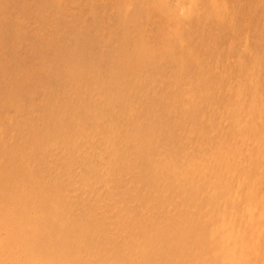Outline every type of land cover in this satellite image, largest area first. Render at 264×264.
<instances>
[{
  "label": "rangeland",
  "instance_id": "rangeland-1",
  "mask_svg": "<svg viewBox=\"0 0 264 264\" xmlns=\"http://www.w3.org/2000/svg\"><path fill=\"white\" fill-rule=\"evenodd\" d=\"M139 78L141 80H139ZM147 85L148 87H146ZM141 86L144 87L142 88ZM140 87L141 90H138ZM143 89L145 92H143ZM135 90H138L140 93H136L137 91L134 93ZM98 95H101L102 97ZM102 100L104 102H102ZM234 100L235 103L233 102ZM133 103L136 104L133 105ZM125 105H128L129 107H126ZM122 108H125V110ZM127 108L130 110L127 111ZM132 108L134 109V112ZM94 109L96 110L94 111ZM227 112H229V114ZM105 118L106 120L108 119V123L107 121L105 123ZM219 119H221V123L218 122ZM255 119L259 121L257 122ZM254 120L256 121L255 123ZM230 122L231 124H229ZM108 124L111 126H108ZM121 124H124V127ZM262 124L263 126H261ZM129 125H131V127ZM230 125L233 129L227 128V126L230 127ZM239 127H243V129L240 130ZM124 129L127 132H125L126 134L123 131ZM224 129L227 131L225 130L224 132ZM114 131L115 133H113ZM106 133L108 135H106ZM134 134H137L138 137L134 136L135 138H133ZM109 135L110 137H108ZM120 135L124 136V141L122 140L123 136L120 138ZM213 135L216 136L214 137L217 141L214 139ZM224 135H227V139L226 137L224 138ZM100 136H105V138L107 137L108 139ZM234 136H237L239 139ZM129 137L135 143L131 140L129 141ZM222 138L225 139V141L222 140ZM110 139L113 140L112 145L110 144L109 147L108 143H111L109 142ZM219 141L225 144H219ZM125 142L127 143V148L122 147L125 145ZM136 142L140 145L138 146ZM58 143H60L61 146ZM98 144H104L109 154H116V157L120 154L121 156L119 155L117 157L120 158L119 161L117 162V160H115L117 158L114 155L113 157L115 159L111 157V155L107 156L108 153L105 154V156H98L96 154V147L99 146ZM117 144L118 146H116ZM246 144L248 146H246ZM75 145L78 147L76 155L74 154L77 149ZM235 145L238 147L233 149L235 148ZM243 145L245 147L244 149ZM113 146L118 153L116 150L114 151L112 148ZM132 146H134L135 151ZM227 146L230 148L225 152ZM139 147L141 151L138 150ZM111 149L113 151H111ZM121 149L124 152H126L125 149L129 150L124 154L125 156L129 155L131 152V154H134V152H136V154L133 156H127L130 157L128 158L130 160L129 162L126 161L127 159H124L125 156L121 154V152L119 153ZM231 149L234 150L236 155ZM51 151L55 152L52 153ZM84 151L85 154L87 153L86 156H84ZM47 152L48 156L46 154ZM60 152L61 154L59 155ZM137 152L140 154L137 155ZM245 152L247 153V156L244 154ZM196 153L198 158L194 156ZM54 154H58L59 156ZM252 154L255 156H252ZM14 155L16 157H13ZM190 155L191 157H194L191 158ZM96 156H98L102 162L105 160L107 161L108 159L111 161H109L110 163L108 161V163L105 162L107 166L105 165L104 168V162L103 164L101 162V165L98 164V161L100 163V159L97 160L96 158L98 157ZM223 156H226V158L228 156L231 161L227 158L226 160L228 163H226L225 157ZM200 157L203 158V160L199 159ZM166 158H168V161ZM185 158L186 160L184 161L183 159ZM188 158L189 160H187ZM238 158L244 160L241 162ZM169 159L175 161L166 163V161L169 162ZM233 159L235 161L238 160L237 162L241 164V167H239V164L236 165L237 162ZM121 160H123V164L127 165L121 166L122 163L118 165ZM156 160L157 162L155 165L154 163ZM82 161L83 163H88L87 165H89V168L84 167L85 164L82 165ZM213 161L215 163H213ZM172 162L173 164L175 162L176 164H184V167L180 164L177 166L176 164L173 165ZM194 162L195 164H191ZM209 162L216 164L217 166L219 165L218 168L216 165L214 166ZM78 163L79 165L77 166L76 164ZM93 163L95 166L100 165L97 166V168L99 167L97 169V172L99 171V173L101 170L109 171L110 164L112 165V167H110L113 169L114 163L115 172L113 170H111V172L113 171L115 175L112 173V176L116 177L119 170V173L127 172V177L124 176L125 174H122L121 178H119L120 174L118 173V177H116L117 180L110 176V179H112L110 182L113 185H111V183L107 184V186L111 185L110 187H112H109V191H107V186H104L105 190L101 188L100 192L98 190L97 192L95 191L97 196L106 191L110 193L107 195L104 194L103 200L100 202L99 200L102 199V195L97 197L95 193V195L89 193V188L90 192L94 191L92 190L94 187H91L90 183L93 181L92 183L98 184L99 181L104 180L103 177H105L106 174L111 175V172L106 173L103 171L106 173L105 175L101 172L102 177L100 176V180L99 175L101 173L98 175L99 178H97L96 174L98 173L95 171L96 167ZM116 163H118V167L116 166ZM128 163H130V165ZM163 163L167 167H163ZM189 163L190 165H188ZM196 163H200L201 165L198 164V166ZM219 163H221V165ZM249 164L251 167H249ZM47 165L50 166L47 167ZM200 166H202V168ZM73 167H75L76 170ZM158 167V170H160V167L163 168L161 169L160 174L165 172V174H161V177L157 170ZM188 167H190V169ZM219 167H223V176L222 174L220 175L216 173ZM69 168H72L70 169V172ZM257 168L260 169V171ZM171 169L177 171L173 172ZM73 170L74 172L77 171L75 173L77 176L81 177L83 174L86 177H79V179L73 174ZM91 170L94 171L89 172ZM257 170L261 177H257L259 175ZM78 171L81 172V175ZM178 171H182V173H177ZM202 171L206 174L202 173ZM209 171L210 173L212 172V175L207 174ZM12 172H14L15 175H12ZM65 172L67 175H65ZM168 172L170 173L168 174ZM88 173L92 177L88 175ZM91 173H93V175ZM231 173L235 176L233 175L231 177ZM55 174L57 176H55ZM60 174H62V176H60ZM71 174L74 175L75 182L81 184L80 186L76 183V186L82 190H79L76 187V193L71 191V193L74 194L70 200L63 197V194H66L65 191H67V187H69V184H66L64 179L67 176L72 177ZM192 174H195V177L192 176ZM226 174L227 178L229 174L230 179L226 178ZM42 175L43 179L41 178ZM47 175H49L47 178L52 177L51 181L50 179H47L48 181L46 180L45 176ZM199 175L202 176L199 177ZM26 176H29V178L27 179ZM63 176L66 177L64 178ZM179 176L182 179H180ZM186 176L188 177L186 178ZM241 176L242 178L244 177V179H242ZM39 177L40 180L36 182V179H39ZM53 177H56L57 179L55 180ZM84 178H87L88 180ZM123 178L128 179L127 183L129 182V184L125 183L126 180ZM156 178L160 180H157ZM14 179H16V182L17 179L26 181L28 183H26V187H30V185L31 187H36V185L38 186L39 181L40 183L43 182L44 196H41L39 202L38 198L37 201L34 202L35 205L33 210L36 212L38 211L37 213H39V211L40 213L46 211L48 214L52 215L54 210H57L56 212L58 214L56 212L54 213L59 215L57 217L61 219L65 213L70 211V215H74L72 218H76L73 220L76 222L83 220L84 223L82 221L80 222V225H83L84 229L93 230V233L91 232L92 238H90L89 235H86L85 232H83L84 229L78 227L79 225L74 230V232L78 234V240L82 242L84 248L87 247L86 241H88L89 247L90 242L93 243L97 240V247L94 250V253L98 252V254L95 253L94 255L93 253L94 259L91 258L88 260L87 264H89V262L90 264H117V262L118 264H139V259L140 261L142 260L141 262L144 264L145 261L146 263L149 261L148 259L150 257H153L152 254L157 255V250L159 248L156 249V247L158 246L157 243L161 244L160 241H164L162 243L166 244V247H164L166 249L163 248V246H165L164 244H161L163 245L162 247L159 245L163 251L165 250L162 252V250L159 249L161 250L159 255L162 254L163 256L164 254L169 253L171 251L169 247L172 243H169L170 245L168 244L169 247H167L168 241L165 239L166 237H172V240L174 236L176 237L177 235L178 236L174 238L176 241L174 239L172 240L176 245H171L173 250L169 253L174 256L172 258L173 262L170 259L171 255H164L165 257L169 256L167 259L164 256L163 258H160L162 257L160 256L158 257L159 260H157V256H154L155 262H161V260L164 259V262H159L157 264H264V0H0V191L2 192L0 198L4 195L3 192L12 190L13 187L17 186ZM93 179H96L98 182ZM214 179L215 183L213 182ZM33 180L36 181L34 182ZM79 180L88 181L89 184L88 182H86L87 184H84L82 181L85 185L82 186L83 184L80 183L81 181ZM130 180L131 182H134V186L130 183ZM192 180L194 182L197 180V184L195 182L194 185ZM208 180H210V182ZM157 181L159 183L161 182L160 185L159 183H156ZM162 181L164 184L160 187ZM252 181H254L255 185ZM47 182H49V185ZM53 182L56 183L54 184ZM13 183H15V185ZM124 183L126 185H124ZM186 183H188V186L186 185L187 192L183 189L186 187L184 186ZM9 184L12 187H10ZM191 184L194 186H189ZM253 185L255 188H253ZM45 186L53 190L48 189ZM92 186H96V184H92ZM83 187L86 189L85 192L83 191ZM126 187H128V191L126 189V191L123 190ZM113 188L117 189L114 191ZM194 188L197 191L204 188V191L206 189L211 190L210 192L212 193L210 194L212 197H210L208 193L207 198L204 196L203 202L202 196H198L197 202H199V204L197 205L196 200L194 199V201L190 197L191 195H195V198H197L198 192L193 190ZM245 189L250 192L248 191V193H246L247 191H244ZM118 190H121L120 193ZM152 190L157 191H154V193ZM36 191L39 193V190ZM213 191L216 192L215 194H217V198L213 196ZM233 191H235L236 194ZM54 193L57 198H55L56 196ZM118 193L120 195L117 198L115 195ZM168 193L169 197L172 199L167 197ZM173 193L175 198L172 195ZM181 193H190V196L188 195V197L186 195V198L184 197L183 199V194L180 195ZM226 193L229 195L225 196ZM233 193L234 195H237L240 200L234 197ZM80 194L81 198L79 196ZM84 195L86 196L83 197ZM177 195L182 196V199H179L180 196L178 197ZM52 196L55 198L56 204H59L56 205V207L49 206L48 204L44 205V201L47 197L48 199H54ZM176 196L178 198H176ZM229 196L232 197L231 199L233 203L230 202L231 199H229L230 201L227 203ZM104 197L105 200L110 198L109 201H105ZM93 198L97 201H93ZM113 198H115V200ZM187 198L190 199V201H188ZM234 198L237 199L235 202ZM73 199H75V201ZM111 199L114 201L112 200V202ZM120 199L121 201H117ZM86 200L88 202H86ZM123 200L125 203L122 202ZM163 200L168 203H165V205L161 204ZM205 200L208 202L210 201V204L208 205L207 202L205 204ZM65 201L66 204H68V208L65 206ZM89 201L91 203H89ZM104 201L109 205H106ZM165 201H163V203ZM182 201H188V203H182ZM212 201H215L216 204ZM73 202H75V205ZM96 202L99 203L97 204ZM116 202H118V204L120 202V206L118 205L120 208L115 205L117 204ZM170 202L171 204H175L170 205ZM211 203H214L215 205H211ZM110 204L115 205V207L113 206L114 209ZM126 204L130 206L128 207ZM182 204L186 205L185 211H183ZM201 204L204 205L202 208ZM223 204L225 205L223 206ZM93 205L97 206V208ZM244 205H250L251 208L254 206V216L251 221L246 217L247 215L244 211L246 206ZM105 206L106 208H103ZM208 206H210V208ZM211 206H213L214 209H212L213 212L210 211L211 213H209L207 210L211 209ZM175 207L179 208V210ZM204 207L207 209L205 212ZM50 208H52V210ZM58 208L60 210H58ZM107 208H110L112 212ZM162 209L166 215L161 213ZM198 209L203 212V215L205 213L207 216L209 213L210 216H208H212V220L208 216L207 218H205V215L203 217L201 213L200 217H196L199 215ZM228 209L233 213L232 218H230L231 213ZM75 210L77 212H75ZM120 210H123L124 212ZM187 210L189 211V216L185 213ZM193 210L197 211L198 213L196 212V214L198 215L195 216V211ZM221 210H224L225 213ZM177 211H180L181 214ZM97 212L102 213L96 214ZM121 212L123 213L121 214ZM191 212L193 213L191 214ZM258 212L259 215H257ZM220 213L221 216L224 214V217L222 216L221 218ZM173 214L176 215L177 218ZM102 215L104 216V219H102ZM107 215L114 216L113 218L111 217L113 222L109 219V216L107 218ZM120 215L126 217L123 216V218ZM184 215L189 218H185ZM255 215L258 217L256 218ZM260 215H262L263 218H259ZM156 216L159 217L160 220L162 219V216H166L162 219V221L165 222L169 220L171 222L172 219H176L179 223L178 225L184 231H186L184 228H186L185 226H187L189 222H192L193 224L195 221L197 224L195 222L194 225L189 224L191 226V231L188 226V230L184 234L180 228L178 229V225L176 224L177 221L174 222L172 220V224L168 222V225L166 224L165 226V224L163 225V222L160 224V221L157 220L158 218ZM167 216L173 217L171 219H166L168 218ZM105 217L107 219H105ZM128 217L131 218V220L135 219V223L130 219H126ZM191 217L195 218L191 219ZM115 218L121 223L119 224V221L114 220ZM198 218L201 219L198 220ZM202 218L206 220L208 219L207 221L210 219V224ZM228 218L230 222L228 221ZM124 219L130 221L128 222ZM146 219L148 220L146 221ZM186 219H188V222H185L184 224L187 225H183L182 220L185 221ZM109 220L111 223H109ZM153 220H155V222ZM201 220H203L202 223H200ZM103 221L105 222L103 223ZM112 223H115L114 225L116 227L111 225ZM107 224L110 225L107 226ZM121 224L123 226L126 224V226H121V229L119 227ZM225 224V227L227 228H229V225L230 227L234 226V228H231L233 229L232 232H235L233 233V239L236 238L235 234L238 232V238L234 239V242L236 243L230 250H227L228 248L225 249L227 247H225V242L221 244L226 238L221 237V234H219L222 229L225 228ZM169 225H172V230ZM220 225H222V229H220ZM197 226L198 228H201L202 231L201 229L195 228ZM213 226L216 227L213 228ZM175 227L177 228L173 229ZM236 227H238V230H236ZM161 228H164V231L166 229V231L163 232ZM204 228H207L208 231ZM102 229H104V231ZM117 229H119V232H124L118 234ZM109 230L116 231L115 233L120 236H116L115 233L113 234ZM188 231L190 232L189 235L187 234ZM210 235L212 236V239L210 238ZM217 235L220 237H217ZM106 236L109 237L106 238ZM186 236L188 237L185 238ZM81 238H83V241ZM181 238L182 241L183 239L185 240L179 243ZM100 240H102L103 243ZM133 240L137 245L131 242ZM171 240L169 242H172ZM193 240H195V242H192ZM204 240L207 241L205 242ZM240 240L244 241V243L242 242V245H239L241 242ZM177 241H179L178 243L180 244V247L182 246L181 248L179 247V244H177ZM151 242L153 243L151 244ZM57 243H53L51 246L47 243L50 247H48V250L47 248L45 249V247L35 248V250L39 249V253L41 254L46 252V255H50L58 261H69L72 264L83 263L84 259L81 260L77 258L78 256L82 258V246L79 248L75 245L76 247H74L66 241V246H64L65 243L63 240L61 241V238H59ZM140 243L143 244L142 246H145V248H143ZM190 243L193 246H190ZM104 244H106V246ZM109 244L112 247H110ZM132 245L135 246L133 247ZM69 246H72V249H74L75 252L77 251L75 254L78 255L79 252L77 257H68L65 250L68 251ZM151 246L153 249H151ZM175 246L178 248H175ZM65 247L67 249H65ZM117 247L119 248L117 249ZM130 247H136V249L133 250ZM218 247L220 248L217 249ZM60 248L63 249L60 250ZM108 248H111L112 250ZM182 248H184L185 251L184 249L182 251ZM121 249L126 250L122 252ZM167 249L170 251H167ZM174 249L178 250V254L175 253L177 251ZM41 250L43 252H41ZM147 250L149 251V256ZM210 250H212V252ZM214 250L216 251L213 252ZM107 251H109V253H105ZM112 251H115L116 253ZM118 251H121L122 254L124 253V256L121 254L118 256ZM48 252H50V254ZM61 253L63 255H61ZM128 253H131L135 258H133L131 254L129 258ZM140 253L141 255H146V260H144V255L143 258L142 256L140 258ZM229 253L232 257L234 255L235 260L234 258L231 259L232 257L230 255L231 258L228 257ZM125 254H127L126 257ZM220 254L223 256L225 254V256L221 257ZM178 255H180L178 257L179 259L177 258ZM108 257L113 261L109 262V259H107ZM96 258L99 260L101 259L102 262L100 260L101 263H98L99 260L98 262L95 261ZM113 258L116 260L114 261ZM229 258L230 260H228ZM75 260L78 262L75 263ZM127 261L128 263H126ZM155 262L153 263L152 260L151 263L148 262L147 264H156ZM0 264L3 263L1 262ZM7 264H12V262H7Z\"/></svg>",
  "mask_w": 264,
  "mask_h": 264
},
{
  "label": "bare ground",
  "instance_id": "bare-ground-1",
  "mask_svg": "<svg viewBox=\"0 0 264 264\" xmlns=\"http://www.w3.org/2000/svg\"><path fill=\"white\" fill-rule=\"evenodd\" d=\"M153 1H154V0H153ZM202 1H203V0H202ZM186 5H187V4H186ZM182 7H183V6H182ZM210 7H211V6H210ZM176 9H178V8H176ZM182 10H183V9H182ZM86 12H87V11H86ZM162 15H164V14H162ZM166 17H167V16H166ZM167 18H169V17H167ZM170 18H171V17H170ZM174 18H175V17H174ZM172 27H173V26H172ZM176 27H177V26H176ZM164 28H165V27H164ZM163 31H164V30H163ZM160 32H161V31H160ZM21 33H22V32H21ZM162 33H163V32H162ZM167 34H168V33H167ZM55 35H56V34H55ZM15 36H16V35H15ZM162 38H163V37H162ZM172 38H173V36H172ZM170 43H171V42H170ZM145 44H146V43H145ZM181 47H182V46H181ZM168 48H169V47H168ZM142 50H143V49H142ZM166 50H167V49H166ZM168 50H169V49H168ZM72 63H73V62H72ZM57 73H58V72H57ZM137 75H138V74H137ZM145 75H146V74H145ZM140 76H141V74H140ZM141 77H142V76H141ZM149 78H150V77H149ZM139 80H141V79L139 78ZM16 81H17V80H16ZM151 81H153V80H151ZM142 84H143V83H142ZM247 84H248V83H247ZM246 86H247V85H246ZM141 87L143 88L144 86H141ZM141 87H140V89H138V90H141ZM146 87H148V85H147ZM138 90H135L134 93H135L136 91H137L136 93H138V92H139ZM151 90H152V89H151ZM97 92H98V91H97ZM122 92H123V91H122ZM143 92H145L144 89H143ZM102 93H103V92H102ZM102 93H101V94H102ZM139 93H140V92H139ZM141 94H142V92H141ZM105 95H107V94H105ZM98 96H101V95H98ZM108 96H109V95H108ZM101 97H102V96H101ZM146 97H147V95H146ZM94 98H95V97H94ZM105 98H106V97H105ZM144 98H145V97H144ZM147 98H148V97H147ZM107 99H108V98H107ZM140 100H141V95H140ZM143 101H145V100H143ZM102 102H104V101L102 100ZM233 102L235 103V100H234ZM243 103H244V102H243ZM87 104H88V103H87ZM90 104H91V103H90ZM92 104H93V103H92ZM99 104H100V103H99ZM99 104H98V105H99ZM135 104H136V103H133V105H135ZM83 105H84V104H83ZM85 105H86V104H85ZM88 105H89V104H88ZM95 105H96V104H95ZM128 105H129V104H128ZM128 105H127V106H128ZM242 105H243V104H242ZM106 106H107V105H106ZM125 106H126V105H125ZM125 106H124V107H125ZM127 106H126V107H127ZM84 107H85V106H84ZM108 107H109V106H108ZM126 107H125V108H126ZM128 107H129V106H128ZM138 107H139V106H138ZM88 108H89V107H88ZM106 108H107V107H106ZM106 108H105V109H106ZM109 108H110V107H109ZM125 108H122V109L125 110ZM130 108H131V107H130ZM59 109H60V108H59ZM100 109H101V108H100ZM132 109H133V108H132ZM132 109H131V110H132ZM44 110H45V109H44ZM95 110H96V109H94V111H95ZM111 110H112V109H111ZM128 110H130V109L127 108V111H128ZM20 111H21V110H20ZM99 111H100V110H99ZM109 111H110V110H109ZM120 111H121V110H120ZM103 112H105V111H103ZM103 112H102V113H103ZM133 112H134V109H133ZM255 112H256V111H255ZM106 113H107V112H106ZM227 113L229 114V112H227ZM238 113H239V112H238ZM238 113H237V114H238ZM11 114H12V113H11ZM112 114H113V113H112ZM129 114H130V113H129ZM149 114H150V113H149ZM233 114H234V113H233ZM255 114H256V113H255ZM107 115H108V114H107ZM107 115H105V116H107ZM125 115H126V114H125ZM243 117H244V116H243ZM248 117H250V116H248ZM230 118H231V117H230ZM234 118H235V117H234ZM238 118H240V117H238ZM4 119H5V118H4ZM200 119H201V118H200ZM248 119H249V118H248ZM104 120H105V123H106V121H107L108 119L106 120V118H105ZM220 120H221V119H219L218 122L221 123L222 121H220ZM239 120H240V119H239ZM246 120H247V119H246ZM255 120H256V119H255ZM255 120H254V123L257 121V120L255 121ZM102 121H103V119H102ZM248 121H250V120H248ZM248 121H247V122H248ZM258 121H259V120H258ZM258 121H257V122H258ZM103 122H104V121H103ZM245 122H246V121H245ZM107 123H108V121H107ZM224 123H225V122H224ZM254 123H253V124H254ZM229 124H231V122H230ZM105 125H106V124H105ZM121 125H122V124H121ZM223 125H224V124H223ZM225 125H227V124H225ZM237 125H238V124H237ZM108 126H111V125L108 124ZM122 126L124 127V124H123ZM127 126H128V125H127ZM129 126L131 127V125H129ZM241 126H242V125H241ZM261 126H263V124H262ZM102 127H103V125H102ZM130 127H129V128H130ZM105 128H106V127H105ZM125 128H127V127H125ZM227 128H231V125H230V127L227 126ZM234 128H235V127H234ZM239 128H240V127H239ZM127 129H128V128H127ZM133 129H134V128H133ZM148 129H149V128H148ZM210 129H211V128H210ZM210 129H209V130H210ZM215 129H216V128H215ZM221 129H222V127H221ZM231 129H233V128H231ZM241 129H243V127L240 128V130H241ZM244 129H245V128H244ZM253 129H254V128H253ZM118 130H119V129H118ZM118 130H117V131H118ZM225 130H226V129H224V132H225ZM236 130H237V129H236ZM123 131H124V133L126 132L125 129H124ZM128 131H129V130H128ZM133 131H134V130H133ZM217 131H218V130H217ZM226 131H227V130H226ZM259 131H260V130H259ZM224 132H222V133H224ZM237 132H239V131H237ZM90 133H91V132H90ZM90 133H89V134H90ZM110 133H111V132H110ZM113 133H115V131H114ZM116 133H117V132H116ZM122 133H123V132H122ZM124 133H123V134H124ZM126 133H127V132H126ZM126 133H125V134H126ZM209 133H210V131H209ZM214 133H215V131H214ZM220 133H221V132H220ZM239 133H240V132H239ZM100 134H101V133H100ZM100 134H97V135H100ZM125 134H124V135H125ZM227 134H228V132H227ZM106 135H108V134L106 133ZM111 135H112V134H111ZM127 135H128V134H127ZM131 135H132V134H131ZM206 135H207V134H206ZM211 135H212V134H211ZM211 135H209V136H211ZM262 135H263V134H262ZM73 136H74V135H73ZM90 136H91V135H90ZM122 136H123V135H122ZM122 136L120 135L119 137L121 138ZM134 136H137V134H136V135L134 134V135H133V138H135ZM214 136H215V135H213V137H214ZM226 136H227V135H226ZM226 136L224 135V138H225ZM76 137H77V136H76ZM76 137H75V138H76ZM91 137H92V136H91ZM91 137H89V138H91ZM94 137H95V136H94ZM100 137H103V136H100ZM108 137H110V135H109ZM125 137H127V136H125ZM137 137H138V136H137ZM137 137H136V138H137ZM207 137H208V136H207ZM215 137H216V136H215ZM215 137H214V139H215ZM234 137H237V136H234ZM256 137H257V136H256ZM77 138H78V137H77ZM82 138H83V136H82ZM85 138H86V137H85ZM98 138H99V137H98ZM103 138H105V136H104ZM103 138H102V139H103ZM106 138H107V137H106ZM106 138H105V139H106ZM116 138H117V136H116ZM120 138H119V139H120ZM122 138H123L122 140L124 141V136H123ZM237 138H238V137H237ZM83 139H84V138H83ZM99 139H100V138H99ZM102 139H101V140H102ZM107 139H108V138H107ZM128 139H129V141H130V140L132 141V139H130V137H129ZM212 139H213V138H212ZM218 139H219V137H218ZM226 139H227V137H226ZM228 139H229V136H228ZM230 139H231V138H230ZM238 139H239V138H238ZM248 139H249V138H248ZM248 139H247V140H248ZM81 140H82V139H81ZM93 140H94V139H93ZM96 140H97V139H96ZM96 140H95V141H96ZM112 140H113V139H110V141L107 140V141L111 142V143H108L109 147H110V144L112 145ZM122 140H121V142H122ZM125 140H126V138H125ZM133 140H134V139H133ZM135 140H136V139H135ZM215 140H216V139H215ZM222 140L225 141V139H223V138H222ZM222 140H221V141H222ZM236 140H237V139H236ZM236 140H235V141H236ZM243 140H244V139H243ZM97 141H98V140H97ZM103 141H104V139H103ZM118 141H119V140H118ZM126 141H127V140H126ZM216 141H217V140H216ZM216 141H215V142H216ZM221 141H219V144L222 143ZM227 141H228V140H227ZM244 141H246V140H244ZM250 141H251V140H250ZM250 141H249V142H250ZM77 142H78V141H77ZM88 142H89V141H88ZM88 142H87V143H88ZM113 142H114V141H113ZM127 142H128V141H127ZM132 142L135 143L134 141H132ZM132 142H131V143H132ZM215 142H214V143H215ZM230 142H231V141H230ZM85 143H86V142H85ZM94 143H95V142H94ZM94 143H93V144H94ZM119 143H120V142H119ZM226 143H227V142H226ZM231 143H232V142H231ZM239 143H240V142H239ZM254 143H255V142H254ZM38 144H39V143H38ZM58 144L60 145V143H58ZM104 144H106V143H104ZM104 144H103V145H102V144H98L99 146L96 147V152H97L96 154H97L98 156H99V155H100V156H103V155L105 156V154L108 153V150H107V148L105 147ZM113 144H114V143H113ZM126 144H127V143L125 142V145L122 146V147L125 148V147L127 146ZM136 144H137L138 146L140 145V144H138L137 142H136ZM215 144H216V143H215ZM219 144H218V145H219ZM222 144L224 145L225 143H222ZM233 144H235V143H233ZM233 144H232V145H233ZM242 144H243V143H242ZM248 144H250V143H248ZM77 145L80 146L79 144H77ZM216 145H217V144H216ZM27 146H28V144H27ZM60 146H61V145H60ZM60 146H59V147H60ZM116 146H118V144H117ZM134 146H135V145H134ZM134 146H132V147H133V149H134V151H135ZM228 146H229V145H228ZM228 146H227V148H225V149H226L225 152L227 151L228 148H230V147H228ZM246 146H248V145L246 144ZM15 147H16V146H15ZM64 147H65V146H64ZM64 147H63V148H64ZM75 147H76V145H75ZM80 147H82V146H80ZM80 147H79V148H80ZM136 147H137V146H136ZM195 147H196V146H195ZM236 147H238V146L235 145V148H233V149H236ZM252 147H253V146H252ZM252 147H251V148H252ZM52 148H53V147H52ZM57 148H58V147H57ZM63 148H62V149H63ZM76 148H77V149H76ZM76 148H75V149H76V150H75V153L73 152L75 155H76V151L78 150V147H76ZM91 148H92V147H91ZM112 148L114 149V151L116 150V149L114 148V146H113ZM116 148H117V147H116ZM126 148H127V147H126ZM191 148H192V147H191ZM220 148H221V147H220ZM220 148H219V149H220ZM241 148H242V145H241ZM244 148H245V147H244V145H243V149H244ZM262 148H263V147H262ZM54 149H55V148H54ZM92 149H93V148H92ZM233 149H231L232 152H234ZM2 150H3V149H2ZM59 150H60V148H59ZM64 150H65V149H64ZM79 150H80V149H79ZM125 150H126V152L129 151L128 149H125ZM136 150H137V149H136ZM138 150H140V147L138 148ZM48 151H49V150H48ZM65 151H66V150H65ZM111 151H113V150L111 149ZM140 151H141V150H140ZM140 151H139V152H140ZM197 151H198V150H197ZM219 151H222V150H219ZM229 151H230V150H229ZM245 151H246V150H245ZM10 152H11V150H10ZM51 152H52V151H51ZM51 152H49V153H51ZM53 152H55V151H53ZM53 152H52V153H53ZM56 152H57V151H56ZM71 152H72V151H71ZM90 152H91V151H90ZM92 152H93V151H92ZM98 152H99V153H98ZM116 152L118 153L117 150H116ZM120 152H121V154H123V155L126 153V152L122 151V149H121V151H119V153H120ZM122 152H124V153H122ZM139 152H137V155H139V154L141 153V152H140V153H139ZM216 152H217V151H216ZM81 153H82V152H81ZM83 153H84V156H86L87 153L85 154V151H84ZM131 153H132V152H131ZM131 153H130L129 155H132V156H133V155L136 154V152H134V154H131ZM198 153H199V152H198ZM212 153H213V152H212ZM259 153H260V152H259ZM46 154H47V156H48V152H47ZM60 154H61V152L59 153V155H60ZM63 154H64V153H63ZM96 154H95V155H96ZM234 154H235V152H234ZM244 154L246 155L247 153L245 152ZM257 154H258V152H257ZM54 155L59 156L58 154H54ZM65 155H66V154H65ZM90 155H91V154H90ZM92 155H93V154H92ZM95 155H94V156H95ZM110 155H111V157H113V155L116 157V154H113V155H112L111 153H110V154L108 153L107 156H110ZM119 155H120V154H119ZM119 155H117V157H118ZM129 155H127V156H129ZM223 155H225V154H223ZM227 155H228V154H227ZM235 155H236V154H235ZM241 155H242V154H241ZM18 156H19V155H18ZM49 156H50V155H49ZM51 156H52V155H51ZM84 156H83V159H84ZM98 156H96V157H98ZM120 156H121V155H120ZM124 156H125V155H124ZM127 156H125L124 159H127L126 161H129V162H130V160L128 159V158H130V157H127ZM163 156H164V155H163ZM194 156H196V158H198V157H197V153H196V155H194ZM194 156H192V157H194ZM198 156H199V155H198ZM228 156H229V155H228ZM228 156H227V158H228ZM246 156H247V155H246ZM252 156H255V155L252 154ZM256 156H258V155H256ZM8 157H9V156H8ZM13 157H16V156L14 155ZM13 157H12V159L14 160ZM52 157H53V156H52ZM54 157H55V156H54ZM78 157H79V156H78ZM117 157H116V158H117ZM126 157H127V158H126ZM134 157H135V156H134ZM186 157H188V156H186ZM190 157H191V155H190ZM192 157H191V158H192ZM223 157H225V160L227 159L226 156H223ZM229 157H230V156H229ZM233 157H234V156H233ZM243 157H244V156H243ZM19 158H20V157H19ZM48 158H50V157H48ZM58 158H59V157H58ZM58 158H57V159H58ZM90 158H91V156H90ZM90 158H89V159H90ZM101 158H102V157H101ZM105 158H106V157H105ZM105 158H103V159H105ZM107 158H109V157H107ZM113 158H114V157H113ZM113 158H111V159H113ZM122 158H123V157H122ZM135 158H136V157H135ZM154 158H155V157H154ZM156 158H157V157H156ZM196 158H195V159H196ZM219 158H220V156H219ZM244 158H246V157H244ZM255 158H256V157H255ZM259 158H260V157H259ZM59 159H60V158H59ZM59 159H58V160H59ZM86 159H87V158H86ZM93 159H94V158H93ZM96 159L98 160V159H100V158L98 157V158H96ZM114 159H115V158H114ZM119 159H120V158H117V159H115V160H117V162H118ZM166 159H167V161H168V158H166ZM170 159H171V158H170ZM170 159H169V162L166 161V163H170L171 161H173V159H172V160H170ZM199 159H202V160H203V158H201V157H200ZM216 159H217V157H216ZM17 160H18V159H17ZM115 160H114V162H115ZM163 160H164V159H163ZM183 160L185 161L186 158L183 159ZM187 160H189V158H188ZM193 160H194V159H193ZM193 160H192V161H193ZM205 160H206V159H205ZM205 160H204V162H205ZM218 160H219V159H218ZM222 160H223V159H222ZM222 160H221V161H222ZM228 160H230V158H228ZM233 160H234V159H233ZM238 160H241V162H242L244 159H242V158H241V159L238 158ZM238 160H236V161L234 160V161L237 162ZM247 160H248V159H247ZM258 160H259V159H258ZM261 160H262V159H261ZM1 161H2V160H1ZM18 161H19V160H18ZM21 161H23V160H21ZM79 161H80V160H79ZM79 161H78V162H79ZM85 161H86V160H85ZM88 161H90V160H88ZM107 161L109 162V161H111V160L108 159ZM107 161H106V160L103 161V162H104V164H103V162H102L101 159H100V163H99V161H98V164L101 165V162H102V164L104 165V168H105V165L107 166V164H106L105 162H107ZM122 161H123V160H121L119 164L116 163V166H117V164L120 165V164L122 163ZM158 161H160V160H158ZM164 161H165V160H164ZM174 161H175V160H174ZM174 161H173V162H174ZM178 161H179V159H178ZM207 161H209V160H207ZM230 161H231V160H230ZM249 161H250V158H249ZM30 162H31V161H30ZM48 162H51V161H48ZM52 162H53V161H52ZM108 162H107V163H108ZM156 162H157V160H156L155 163H154L155 165H156ZM173 162H172V164H173ZM180 162H181V161H180ZM211 162H212V161H211ZM211 162H209V163H211ZM75 163H77V162H75ZM81 163H82V165L85 164L84 167L89 168V165H87L88 163H86V162L83 163V161H82ZM109 163H110V162H109ZM112 163H113V162H112ZM158 163H159V162H158ZM161 163H162V162H161ZM181 163H182V162H181ZM184 163H185V162H184ZM206 163H207V162H206ZM206 163H205V164H206ZM213 163H215V162L213 161ZM216 163H218V162H216ZM221 163H222V162H221ZM221 163H219V164L221 165ZM226 163H228L227 160H226ZM230 163H231V162H230ZM232 163H233V161H232ZM244 163H245V162H244ZM244 163H243V164H244ZM31 164H32V163H31ZM73 164H74V163H73ZM128 164L130 165V163H128ZM159 164H160V163H159ZM175 164H176V162H175L173 165H175ZM179 164H180V163H179ZM179 164L177 163L176 166L179 165ZM185 164H186V163H185ZM191 164H195V162H194V163H191ZM196 164H197V163H196ZM198 164H200V163H198ZM198 164H197V165H198ZM211 164H212V163H211ZM211 164H208V165H211ZM237 164H239V162H237L236 165H237ZM243 164H242V165H243ZM246 164H247V163H246ZM246 164H245V165H246ZM76 165L78 166L79 163L76 164ZM82 165H80V166L83 167ZM86 165H87V166H86ZM91 165H92V164H91ZM93 165H94V163H93ZM93 165H92V166H93ZM100 165H97V166H100ZM108 165H109V164H108ZM124 165H125V164H123V163L121 164V166H124ZM126 165H127V164H126ZM126 165H125V166H126ZM160 165H161V164H160ZM163 165H164V163H163ZM180 165H182V164H180ZM183 165H184V164H183ZM183 165H182V166H183ZM188 165H190V163H189ZM200 165H201V164H200ZM206 165H207V164H206ZM212 165L215 166L216 164H212ZM234 165H235V164H234ZM234 165H233V167H234ZM239 165H240L239 167H241V164H239ZM49 166H50V165H49ZM49 166L47 165V167H49ZM74 166H75V165H74ZM94 166H95V165H94ZM94 166H93V168L95 169V167H96V170H95V171L97 172V169H98L99 167L97 168V166H95V167H94ZM110 166L112 167V165H111V164L109 165V168H110L109 171H108V170H107V171H106V170H103V171L106 172V173H108V172L110 173L111 170L114 171V169H115V163L113 164V166H114L113 169H112ZM168 166H169V165H168ZM170 166H171V165H170ZM182 166H181V167H182ZM186 166H187V164H186ZM192 166H193V165H192ZM198 166H199V165H198ZM218 166H219V165H218ZM218 166L216 165L217 168H218ZM243 166H244V165H243ZM243 166H242V168H243ZM247 166H248V165H247ZM52 167H53V166H52ZM75 167H76V166H75ZM75 167H73V168L76 170ZM117 167H118V166H117ZM133 167H134V166H133ZM163 167H167V166L164 165ZM183 167H184V166H183ZM200 167L202 168V166H200ZM210 167H211V166H210ZM216 167H215V168H216ZM235 167H238V166H235ZM249 167H251L250 164H249ZM261 167H262V166H261ZM93 168H92V169H93ZM104 168H102V169H104ZM119 168H120V167H119ZM188 168L190 169V167H188ZM197 168H198V167H197ZM222 168H223V167H219V169H218V171H217L216 173H218V174L221 175V174H222ZM48 169H49V168H48ZM70 169H72V168H69V172L71 171ZM78 169H79V167H78ZM80 169H81V168H80ZM106 169H107V167H106ZM120 169H121V168H120ZM158 169H159V167L157 168V170H158ZM161 169H163V168L160 167V170H158V171H159V174H160V172H161ZM167 169H168V168H167ZM177 169H178V168H177ZM180 169H181V168H180ZM189 169H188V171H189ZM192 169H193V168H192ZM192 169H191V170H192ZM195 169H196V167H195ZM224 169H225V168H224ZM224 169H223V171H224ZM257 169H258V168H257ZM41 170H42V169H41ZM99 170H101V169H99ZM171 170H172V169H171ZM173 170H174V169H173ZM173 170H172V171H173ZM181 170H182V169H181ZM184 170H185V168H184ZM193 170H194V169H193ZM197 170H198V169H197ZM200 170H201V169H200ZM200 170H199V171H200ZM207 170H208V169H207ZM249 170H250V169H249ZM258 170L260 171V169H258ZM258 170H257V171H258ZM261 170H263V169H261ZM79 171H81V170H79ZM79 171H78V173L81 175V172L84 171V168H83V171H81V172H79ZM86 171H87V169H86ZM92 171H94V170H91V171H89V172H92ZM103 171L101 170L100 173H101V172L104 173ZM113 171L111 172V175H110V174H106V173H104V175H105V174L107 175V176L105 175L106 179H105V177H103L104 180L102 179L103 181H99V182H98L96 179L99 178V177L102 175V173L100 174L99 171H98V172H97L98 174H96V175H97V178L95 177V178H96L95 180L98 182V184H97V183H92L93 181L90 180V178H91L92 176L88 173V175L91 176V177L89 178V180L91 181V183H90V184H91V187H94V188H92V190H94L93 192H90V188L88 187V188H89V193H93V195H95L96 192H97V190H98L99 192L101 191V188H102L103 190H105L104 186H107V184L111 183L110 181H112V179H110V176H112V173L115 172V171H114V172H113ZM116 171H117V168H116ZM158 171H157V172H158ZM163 171H164V170H163ZM175 171H177V170H175ZM175 171H173V172H175ZM182 171H183V170H182ZM182 171H181V172L178 171L177 173L180 172V174H181ZM185 171H186V170H185ZM199 171H198V172H199ZM204 171H205V170H204ZM204 171H202V173H205V172H206V171H205V172H204ZM259 171H258V174H259ZM76 172H77V171L74 172V170H73V174H75ZM119 172H120V170L118 171V173H119ZM186 172H187V171H186ZM191 172H192V171H191ZM198 172H197V173H198ZM232 172H233V171H232ZM235 172H236V171H235ZM57 173H60V172H57ZM62 173L64 174L63 171H62ZM67 173H68V172H67ZM84 173H86V172H84ZM93 173H94V172H93ZM93 173H91V174L93 175ZM118 173L116 174V175H117L116 177H118ZM162 173L165 174V172H162ZM162 173H161V174H162ZM169 173H170V172H168V174H169ZM177 173H176V174H177ZM193 173H195V172H193ZM211 173H212V172H211ZM211 173H210V171H209V173L207 172L208 175H209V174L212 175ZM233 173H234V172H233ZM99 174H100V175H99ZM119 174H120L119 178H121L122 174H125L124 176L127 177V175H126L127 172H126V171H125L124 173L121 172V173H119ZM161 174H160V177H161ZM166 174H167V173H166ZM171 174H172V172H171ZM180 174H179V175H180ZM205 174H206V173H205ZM218 174H217V175H218ZM224 174H225V172H224ZM234 174H236V173H234ZM234 174H233V175H234ZM6 175H8V174H6ZM12 175H15L14 172H12ZM43 175H44V174H43ZM43 175H42V177H41L42 179H43ZM65 175H67L66 172H65ZM68 175H69V174H68ZM71 175H72V174H71ZM75 175H76V177H78V178L80 177V176H77V174H75ZM96 175H94V176H96ZM98 175H99V177H98ZM104 175H103V176H104ZM113 175H115V173H114ZM162 175H163V174H162ZM182 175H183V174H182ZM182 175H181V177L183 178ZM194 175H195V174H194ZM194 175L192 174V176H194ZM196 175H197V174H196ZM217 175H216V176H217ZM233 175H232V173H231V177H232ZM21 176H22V175H21ZM40 176H41V175H40ZM48 176H49V175L45 176V177H46V180H47V179H50V181H51V178H52V177L47 178ZM55 176H57V175L55 174ZM58 176H59V175H58ZM60 176H62V174H60ZM83 176H84V175L82 174V176H81L80 178H83ZM108 176H109V177H108ZM124 176H123V177H124ZM184 176H185V175H184ZM200 176H202V175H199V177H200ZM222 176H223V174H222ZM234 176H235V175H234ZM259 176H260V174H259L257 177H259ZM13 177H14V176H13ZM13 177H12V178H13ZM15 177H16V176H15ZM26 177H27V179L29 178V176H26ZM30 177H31V176H30ZM45 177H44V178H45ZM63 177H64V176H63ZM65 177H66V176H65ZM65 177H64V178H65ZM84 177H86V176H84ZM87 177H88V176H87ZM101 177H102V176H101ZM101 177L99 178L100 180H101ZM107 177H108L110 180H109ZM112 177H113L115 180H117L115 176H112ZM126 177H125V178H126ZM166 177H167V175H166ZM169 177H170V176H169ZM176 177H177V176H176ZM179 177H180V176H179ZM179 177H178V178H179ZM181 177H180V179H182ZM187 177H188V176H186V178H187ZM190 177H191V175H190ZM194 177H195V176H194ZM194 177H193V178H194ZM197 177H198V176H197ZM257 177H256V178H257ZM260 177H261V176H260ZM21 178H22V177H21ZM37 178H38V177H37ZM74 178H75L74 175H72V177H71V176H67V177L64 179V182H65L66 184H69L68 186L70 187V188L67 187L68 190L65 191L66 194H63V197H66V199H70V198L73 196L74 193L72 194L71 191H72V192H75V191H77V188H78L79 190H82L81 188H79V187L76 186L78 183L75 182V179H74ZM80 178H79V179H80ZM93 178H94V177H93ZM119 178H118V179H119ZM125 178H123V179H125ZM131 178H132V177H131ZM146 178H147V177H146ZM154 178H155V177H154ZM172 178H173V177H172ZM208 178H209V177H208ZM226 178H227V174H226ZM228 178L230 179L229 174H228ZM228 178H227V179H228ZM241 178H242V176H241ZM30 179H31V178H30ZM53 179L56 180L57 178H56V177H55V178L53 177ZM60 179H61V177H60ZM60 179H59V180H60ZM84 179H87V178H84ZM91 179H92V178H91ZM129 179H130V178H129ZM156 179H157V178H156ZM189 179H190V178H189ZM191 179H192V177H191ZM194 179H195V178H194ZM199 179H200V178H199ZM216 179H217V178H216ZM218 179H219V178H218ZM231 179H232V178H231ZM242 179H244V177H243ZM15 180H16V179H14V181H15ZM31 180H32V179H31ZM31 180H30V182H31ZM36 180H37V181H36ZM36 180H35V181L38 182V180H40V177H39V179H36ZM76 180H77V179H76ZM87 180H88V179H87ZM93 180H94V179H93ZM95 180H94V181H95ZM115 180H114V181H115ZM125 180H126L125 183H127L128 179H125ZM157 180H160V179H157ZM164 180H165V179H164ZM201 180H202V179H201ZM211 180H212V179H211ZM261 180H262V179H261ZM263 180H264V179H263ZM12 181H13V180H12ZM33 181H34V180H33ZM35 181H34V182H35ZM43 181H44V180H43ZM47 181H48V180H47ZM50 181H49V182H50ZM52 181H53V180H52ZM57 181H58V180H57ZM79 181H81V180H79ZM79 181H78V182H79ZM82 181H83L84 184H85L86 182H88V181H85V180H82ZM82 181H81L80 183H82ZM84 181H85V182H84ZM155 181H156V180H155ZM182 181H183V180H182ZM192 181H193V180H192ZM203 181H206V180H203ZM208 181L210 182V180H208ZM229 181H231V180H229ZM247 181H248V178H247ZM254 181H255V180H254ZM254 181H252V182L254 183ZM15 182H16V181H15ZM49 182H47L48 185H49ZM59 182H60V181H59ZM165 182H166V180H165ZM193 182H194V181H193ZM193 182H192V183H193ZM195 182H196V184H197L198 181L195 180ZM195 182L193 183L194 185H195ZM211 182H212V181H211ZM213 182L215 183V179H214ZM222 182H223V179H222ZM235 182H236V180H235ZM235 182H234V183H235ZM238 182H239V181H238ZM260 182H261V181H260ZM26 183H27V182L24 181V180H22V179H17V182H16V185H17V186H16V187H13L12 190H9V191H6V192H3L4 195L0 198V263L2 262L3 264H4V263L7 264V262H9V263L12 262V264H13V263H15V264H72V263L69 262V261L66 262V261H58V260H55L54 258H52V256H50V255H46V252L44 253L45 255H44V254H41V253H39V252H40L39 249H36V250H35V248H39V247H43V248H44V247H45V249L47 248V250H48V247L51 246V244H53V243H57V241L59 240V238H61V241L63 240L64 243H65V241H66V242H69V244H71V245L74 246V247H76V246L79 247V248H80V246L83 247L82 242H80V240H78V239H79L78 234H76V233L74 232L75 228H76L78 225H79V226H78L79 228H80V227L83 228V225H80V222H82L83 220L80 221V222H79V221L76 222L75 220H73L75 217L72 218L74 215L71 216V215H70V211H68V209H67L68 213H65V212H64L65 214H64L63 217H61V219L57 217V216H59V215H57V214H58V213L56 212L57 210H54V212H56L57 214L53 212L52 215H51V214H48V212H46V211H45V212L42 211L41 213H40V211H39V213H37L38 211L36 212L35 210H33L34 205H35L34 202L37 201V198H38V202H39V199H41V196H42V197L44 196V193H45V192H44V189H43V182L40 183V181H39L38 186L36 185L37 188H36V187H33V186L31 187L30 184H29V185H30L31 188H30V187H26L27 184H28V183H27V184H26ZM31 183H32V182H31ZM44 183H45V181H44ZM53 183L55 184L56 182H53ZM76 183H77V184H76ZM83 183H82V184H83ZM114 183H115V182H114ZM125 183H124V185H126ZM130 183H132V185L134 186V184H133L134 182H133V181L131 182V180H130ZM156 183H159V182L157 181ZM160 183H161V182H160ZM160 183H159V185H160ZM176 183H177V182H176ZM183 183H184V182H183ZM217 183H218V182H217ZM217 183H216V185H217ZM240 183H241V182H240ZM263 183H264V181H263ZM13 184L15 185V183H13ZM13 184H12V185H13ZM35 184H36V183H35ZM50 184H51V182H50ZM62 184H63V183H62ZM84 184H83L82 186H85ZM86 184H87V183H86ZM88 184H89V182H88ZM92 184H96V186H92ZM127 184H129V182H128ZM154 184H155V182H154ZM163 184H164V183H163V181H162V184H161L160 187H162ZM165 184H166V183H165ZM174 184H175V183H174ZM189 184H190V183H189ZM193 184H191V185H189V186H192ZM198 184H200V183H198ZM221 184H222V183H221ZM224 184H226V183H224ZM224 184H223V185H224ZM231 184H232V183H231ZM9 185H10V184H9ZM29 185H28V186H29ZM45 185H47V184H45ZM56 185H58V184H56ZM60 185H61V184H60ZM78 185L81 186V184H78ZM111 185H113V184L111 183ZM111 185H110V186H111ZM130 185H131V184H130ZM166 185H167V184H166ZM186 185L188 186V183H186L184 186H186ZM194 185H193V186H194ZM226 185H227V184H226ZM226 185H225V186H226ZM240 185H242V184H240ZM249 185H250V184H249ZM254 185H255V183H254ZM254 185H253V188H255ZM34 186H35V185H34ZM50 186H51V185H50ZM110 186H107V187H108L107 191L110 190V189H109ZM120 186H121V185H120ZM145 186H146V185H145ZM173 186H174V185H173ZM187 186H186L185 188H183V189H185V192H187V189H186ZM256 186H257V185H256ZM10 187H12V186L10 185ZM45 187H47V186H45ZM76 187H77V188H76ZM130 187H131V186H130ZM143 187H144V186H143ZM156 187H157V186H156ZM198 187H199V185H198ZM230 187H231V186H230ZM47 188H48V187H47ZM52 188H53V187H52ZM84 188H85V187H83V189H84ZM110 188H112V187H110ZM127 188H128V187L124 188L123 190L126 191ZM131 188H132V187H131ZM131 188H130V189H131ZM150 188H151V187H150ZM176 188H177V185H176ZM188 188H189V187H188ZM207 188H208V187H207ZM226 188H227V187H226ZM237 188H238V187H237ZM0 189H1V188H0ZM3 189H5V188H3ZM8 189H9V188H8ZM48 189H51V188H48ZM113 189H114V191H115V189H117V188H113ZM125 189H126V190H125ZM144 189H145V188H144ZM154 189H157V188H154ZM168 189H169V188H168ZM204 189H205V188H204ZM204 189H199V191H197L195 188L193 189V190H195V191L198 192V193L195 192V193H197V198H195V195H194V196H193V195L190 196V195H189L190 193H189V194H184L185 192H184V193H181L180 195L183 194V195H182V196H183V199H184V197L186 198V195H187V196L189 195V196L192 198V200L195 199L196 202H197L198 196H199V197L202 196V198H203V202H204V196H206V198H207V194H208V193H209L210 197H212V195L210 194V193H212V192H210L211 190H207V189H206V190L204 191ZM238 189H239V188H238ZM248 189H249V188H248ZM36 190H39V193H38V191H36ZM46 190H47V189H46ZM51 190H53V189H51ZM85 190H86V189H84L83 191L85 192ZM132 190H133V189H132ZM142 190H143V189H142ZM149 190H150V189H149ZM170 190H171V189H170ZM177 190H178V189H177ZM177 190H176V191H177ZM219 190H220V188H219ZM256 190H257V188H256ZM48 191H49V190H48ZM95 191H96V192H95ZM107 191H106V192H107ZM111 191H112V190H111ZM111 191H110V192H111ZM114 191H113V192H114ZM116 191H117V190H116ZM118 191H119V193H120L121 190H118ZM127 191H128V190H127ZM130 191H131V190H130ZM152 191H153V190H152ZM154 191H155V190H154ZM154 191H153V192H154ZM156 191H157V190H156ZM156 191H155V192H156ZM172 191H173V190H172ZM179 191H180V189H179ZM222 191H223V189H222ZM244 191H247V190L245 189ZM248 191H249V190H248ZM248 191H247L246 193H248ZM50 192H51V191H50ZM55 192H56V190H55ZM58 192H59V191H58ZM79 192H80V191H79ZM104 192H105V191H104ZM106 192L103 193V194H102V193L99 194L100 196L102 195V197H101L102 199H100L99 202H100L101 200H103V196H104V194H106V195H107V194H110V193H108V192L106 193ZM150 192H151V191H150ZM155 192H154V193H155ZM161 192H162V191H161ZM166 192H167V191H166ZM190 192H191V191H190ZM213 192H214V191H213ZM233 192L236 194L235 191H233ZM249 192H250V191H249ZM1 193H2V192L0 191V195H2ZM40 193H41L42 195H41ZM75 193H76V192H75ZM94 193H95V194H94ZM115 193H116V192H115ZM115 193H114V194H115ZM119 193H118L117 195H115L117 198H118L119 195H120ZM158 193H160V192H158ZM162 193H163V192H162ZM164 193H165V192H164ZM215 193H216V192L213 193V196L216 197L217 194H215ZM218 193H220V192H218ZM234 193H233V195H234ZM59 194H60V193H59ZM77 194H78V193H77ZM166 194H167V193H166ZM170 194H171V193H170ZM223 194H224V191H223ZM244 194H245V193H244ZM48 195H49V194H48ZM50 195H51V194H50ZM54 195H55V193H54ZM86 195H87V194H86ZM86 195H84L83 197H85ZM93 195H92V196H93ZM99 195H98V196H99ZM160 195H161V194H160ZM160 195H159V196H160ZM172 195H173V197L175 198L174 193H173ZM180 195H177V196L179 197ZM184 195H185V196H184ZM227 195H229V194L226 193L225 196H227ZM230 195H231V194H230ZM233 195H232V196H233ZM55 196H56V195H55ZM75 196H76V195H75ZM75 196H74V197H75ZM79 196H80V198H81V194H80ZM79 196H77V197H79ZM92 196H91V197H92ZM96 196H97V194H96ZM98 196H97V197H98ZM161 196H162V195H161ZM163 196H164V195H163ZM177 196H176V198H178ZM182 196H180L179 199H180V198L182 199ZM189 196H188V197H189ZM45 197H46V196H45ZM48 197H49V196H48ZM48 197H47V199H45V201H44V202H45L44 205H45V204H48L49 206L51 205L52 207H56V205L59 204V203L56 204V200H55V198H57V196H56L55 198L52 196L54 199H48ZM63 197H62V198H63ZM93 197H94V196H93ZM107 197H108V196H107ZM107 197H106V198H107ZM167 197H168V198H171V197H169V193H168V196H167ZM193 197H194V198H193ZM234 197L238 198L237 195H234ZM94 198H95V197H94ZM94 198H93V201H94V200L97 201V200L94 199ZM99 198H100V197H99ZM111 198H112V197H111ZM120 198L122 199L121 196H120ZM163 198H164V197H163ZM163 198H162V199H163ZM165 198H166V197H165ZM174 198H173V199H174ZM216 198H217V197H216ZM231 198H232V197L229 196V198H228V202H227V203H229V201H230L229 199H231ZM236 198H234V202H235V200H237ZM59 199H60V198H59ZM76 199H77V198H76ZM109 199H110V198H109ZM109 199L107 198L108 201H109ZM113 199L115 200V198H113ZM113 199H111V201H112ZM121 199H120V200H117V201H121ZM171 199H172V198H171ZM187 199H188V198H187ZM225 199H226V197H225ZM238 199H239V198H238ZM57 200H58V199H57ZM64 200H65V199H64ZM70 200H71V199H70ZM73 200L75 201V199H73ZM79 200H80V199H79ZM88 200H90V199H88ZM91 200H92V198H91ZM91 200H90V201H91ZM104 200H105V197H104ZM107 200H105V201H107ZM114 200H113V201H114ZM167 200H168V199H167ZM176 200H177V199H176ZM195 200H194V201H195ZM207 200H208V199H207ZM207 200H205V204H206V202H207V204L209 205V204H210V201L208 202ZM210 200H211V199H210ZM221 200H222V199H221ZM226 200H227V199H226ZM239 200H240V199H239ZM239 200H238V201H239ZM263 200H264V199H263ZM76 201H77V200H76ZM82 201H84V200H82ZM82 201H81V202H82ZM90 201H89V203L92 202V201H91V202H90ZM105 201H104V202H105ZM113 201H112V202H113ZM163 201H165V200H163ZM163 201H162V203H161V201H160V203L165 205L166 201H165L164 203H163ZM170 201H171V200H170ZM177 201H178V200H177ZM188 201H190V199H188ZM188 201H187V202H186V201H182V203H188ZM198 201H199V200H198ZM217 201H218V200H217ZM62 202H63V201H62ZM86 202H88V201L86 200ZM99 202H98V203H99ZM104 202H103V203H104ZM122 202H124V200H123ZM212 202H215V201H212ZM223 202H224V201H223ZM230 202L233 203L232 199H231ZM74 203H75V202H73V204H74ZM94 203H95V202H94ZM96 203H97V202H96ZM98 203H97V204H98ZM105 203H106V202H105ZM105 203H104V205H105ZM109 203H111V202H109ZM116 203H117V204L114 203L116 206H118V205L120 206V202H119V204H118V202H116ZM124 203H125V202H124ZM167 203H168V202H167ZM167 203H166V204H167ZM190 203H192V202H190ZM194 203H195V202H194ZM218 203H219V202H218ZM246 203H248V202H246ZM246 203H245V204H246ZM36 204H37V203H36ZM61 204H62V203H61ZM63 204H64V203H63ZM65 204H66V201H65ZM83 204H84V203H83ZM107 204H108V203H106V205H107ZM172 204H175V203H172ZM172 204H171V202H170V205H172ZM198 204H199V202H197V205H198ZM213 204H214V203H213ZM213 204L211 203V205H213ZM215 204H216V202H215ZM215 204H214V205H215ZM239 204H240V203H239ZM74 205H75V204H74ZM89 205H90V204H89ZM95 205H96V204H95ZM95 205H93V206L97 208V206H95ZM102 205H103V204H102ZM104 205H103V206H104ZM108 205H109V204H108ZM111 205H112V204H110V206H111ZM115 205H112V208H113V209H114ZM123 205H124V204H123ZM126 205L128 206V204H126ZM168 205H169V204H168ZM170 205H169V206H170ZM179 205H180V202H179ZM182 205H183V204H182ZM224 205H225V204H223V206H224ZM236 205H237V204H236ZM241 205H243V204H241ZM65 206L68 208V204H66ZM110 206H109V207H110ZM113 206H114V207H113ZM119 206H118V207H119ZM121 206H122V204H121ZM124 206H125V205H124ZM127 206H126V207H127ZM129 206H130V205H129ZM129 206H128V207H129ZM161 206L163 207V205H161ZM185 206H186V205L184 204V205H183V209H184L183 211H185V209H186ZM195 206H196V205H195ZM202 206H204V205L201 204V208H202ZM221 206H222V204H221ZM239 206H240V205H239ZM244 206H246V205H244ZM251 206H252V205H251ZM72 207H73V206H72ZM91 207H92V206H91ZM100 207H101V205H100ZM107 207H108V206H107ZM122 207H123V206H122ZM126 207H125V208H126ZM128 207H127V208H128ZM167 207H168V206H167ZM170 207H171V206H170ZM172 207H173V206H172ZM177 207H178V206H177ZM179 207H181V206H179ZM208 207L210 208V206H208ZM225 207H226V206H225ZM225 207H224V208H225ZM253 207H254V206H252V208H253ZM43 208H44V207H43ZM60 208H61V207H60ZM96 208H95V209H96ZM98 208H99V206H98ZM103 208H106V206L103 207ZM112 208H111V209H112ZM119 208H120V207H119ZM163 208H165V207H163ZM175 208H176V207H175ZM193 208H194V206H193ZM204 208H205V207H204ZM221 208H222V207H221ZM252 208L250 207V205H248V206H246L245 209H244L245 214L247 215L246 217H247V219H248L249 221H251L252 218H253V216H254V214H253L254 208H253V210H252ZM50 209L52 210V208H50ZM54 209H55V208H54ZM56 209H57V208H56ZM74 209H75V208H74ZM99 209H100V208H99ZM107 209H108V208H107ZM117 209H118V208H117ZM143 209H144V208H143ZM159 209H160V207H159ZM172 209H174V208H172ZM176 209L179 210V208H176ZM180 209H182V208H180ZM187 209H188V208H187ZM189 209H190V208H189ZM199 209H200V207H199ZM199 209H198L199 213H198L197 211L193 210V211H195V212H194L195 216L199 214V215L196 216V217H200L201 214L203 213V212H201ZM212 209H214L213 206H211V209H208V210L205 208V209H204V212H205V210H207V212L211 213L210 211L213 212ZM217 209H218V208H217ZM222 209H223V208H222ZM229 209H230V208H229ZM229 209H228V210H229ZM36 210H37V209H36ZM58 210H60V209L58 208ZM108 210H110V208H109ZM123 210H124V208H123ZM123 210H120V211H123ZM141 210H142V209H141ZM164 210H165V209H164ZM166 210H167V209H166ZM170 210H171V208H170ZM196 210H197V209H196ZM201 210H202V209H201ZM231 210H233V209H231ZM255 210H256V209H255ZM48 211H49V210H48ZM62 211H63V210H62ZM80 211H81V210H80ZM96 211H97V210H96ZM98 211H99V210H98ZM110 211H111V210H110ZM120 211H119V212H120ZM126 211H127V210H126ZM130 211H131V209H130ZM130 211H128V212H130ZM133 211H134V210H133ZM144 211H145V209H144ZM144 211H143V214H144ZM155 211H156V210H155ZM158 211H159V210H158ZM162 211H163V209H162ZM162 211H161V213H163L164 215H166V214L164 213V211H163V212H162ZM171 211L173 212V210H171ZM187 211H188V210H187ZM187 211H186L185 213L188 215V214H189V211H188V212H187ZM202 211H203V210H202ZM221 211L225 213L224 210H221ZM240 211H241V210H240ZM75 212H77V211L75 210ZM102 212H103V211H102ZM102 212H97L96 214H98V213L100 214V213H102ZM111 212H112V211H111ZM117 212H118V211H117ZM123 212H124V211H123ZM123 212H121V214H122ZM159 212H160V211H159ZM177 212L180 213V211H177ZM196 212H197L198 214H196ZM207 212H206V213H207ZM229 212H230V210H229ZM235 212H236V211H235ZM241 212H242V211H241ZM62 213H63V212H62ZM79 213H80V212H79ZM113 213H114V212H113ZM126 213H127V212H126ZM126 213H125V214H126ZM141 213H142V212H141ZM146 213H149V212H146ZM146 213H145V214H146ZM156 213H157V212H156ZM161 213H160V214H161ZM192 213H193V212H191V214H192ZM200 213H201V214H200ZM209 213H208V215L210 216ZM230 213H231V217H230V218H232V214H233L232 211H231ZM66 214H67V216H66ZM167 214H168V213H167ZM180 214H181V213H180ZM75 215H76V214H75ZM103 215H104V214H103ZM103 215H102V217H103L102 219H104V216H103ZM115 215H116V217H117L116 212H115ZM128 215H129V214H128ZM131 215H132V214H131ZM131 215H130V216H131ZM169 215H170V214H169ZM173 215H174V214H173ZM202 215H203V214H202ZM204 215H205V213H204ZM204 215H203V217H204ZM208 215H207V216H208ZM223 215H224V214H223ZM223 215H222V216H223ZM257 215H259V212H258ZM100 216H101V215H100ZM105 216H106V214H105ZM108 216H109V215H107V218H108ZM120 216H122V215H120ZM120 216H119V217H120ZM123 216H124V215H123ZM123 216H122V217H123ZM158 216H160V215H158ZM174 216L177 218L176 215H174ZM184 216H185V215H184ZM188 216H189V215H188ZM188 216H185V218H187ZM207 216L205 215V218H207ZM209 216H208V217H209ZM222 216H221V213H220V217H221V218H222ZM255 216H256V215H255ZM77 217H78V215H77ZM98 217H99V216H98ZM109 217H110L109 219L112 220V218H113L114 216L111 215V216H109ZM111 217H112V218H111ZM119 217H118V218H119ZM124 217H126V216H124ZM124 217H123V218H124ZM131 217H132V216H131ZM156 217H157V216H156ZM164 217H166V216H162V219H163ZM167 217H168V216H167ZM172 217H173V216H172ZM172 217L169 216V217L166 218V219H171ZM175 217H174V218H175ZM182 217H183V216H182ZM211 217H212V216H211ZM211 217H209V218L211 219ZM223 217H224V216H223ZM225 217H226V214H225ZM228 217H229V215H228ZM234 217H235V216H234ZM234 217H233V218H234ZM236 217H237V216H236ZM241 217H242V216H241ZM257 217H258V216H256V218H257ZM79 218H80V217H79ZM107 218L105 217V219H107ZM123 218H122V219H123ZM133 218H135V217H133ZM145 218H146V217H145ZM157 218H158L157 220L160 221V224H161V222H163V225L165 224V226H166V224L168 225V222H170V220L165 222V221H162V219L160 220L159 217H157ZM160 218H161V217H160ZM178 218H180V217H178ZM188 218H189V217H188ZM193 218H195V217H191V219H193ZM221 218H220V219H221ZM242 218H243V217H242ZM259 218H263V216L260 215ZM35 219H36V220H35ZM75 219H76V218H75ZM82 219H83V218H82ZM102 219H101V220H102ZM126 219H130V220H131V218H129V217L126 218ZM126 219H124V220H126ZM151 219H152V217H151ZM182 219H183V218H182ZM200 219H201V218H200ZM200 219L198 218V220H200ZM202 219H203V220H206V219H204V218H202ZM210 219H209V221H207L208 219L206 220L207 222H209V224H210V222H211ZM80 220H81V219H80ZM110 220H109V221H110ZM114 220H116V218H115ZM130 220H129V221H130ZM147 220H148V219H146V221H147ZM172 220H173V219H172ZM172 220H171V222H172ZM180 220H181V219H180ZM187 220H188V219H186L185 221L182 220L183 225H187V224H184L185 222H188ZM203 220H201L200 223H202ZM211 220H212V219H211ZM223 220H225V219H223ZM232 220H233V219H232ZM245 220H246V218H245ZM105 221H106V220H105ZM105 221H103V223H104ZM116 221H119V220H116ZM121 221H123V220H121ZM126 221H128V220H126ZM129 221H128V222H129ZM131 221H133V222L135 223V219H134V220H131ZM153 221L155 222V220H153ZM159 221H158V222H159ZM173 221L176 222L177 220L174 219ZM206 221H204V222H206ZM219 221H221V220H219ZM226 221H227V220H226ZM226 221H224V222H226ZM228 221H229V218H228ZM233 221H234V220H233ZM261 221H262V220H261ZM112 222H113V220H112ZM164 222H165V223H164ZM171 222H170V224H172ZM174 222H173V223H174ZM194 222H195V221H194ZM194 222H193V224H192V222H189L188 225L185 226L186 228L183 227L186 231H184V230H182V229L180 228V226L178 225V224H179L178 221H177L176 224L178 225V229L180 228V229L183 231V233L185 234V233L187 232V230H188L187 227L189 226V230H190V227H191L190 225H191V224L194 225V224L196 223V222H195V223H194ZM229 222H230V221H229ZM239 222H240V221H239ZM259 222H260V221H259ZM83 223H84V221H83ZM97 223H98V222H97ZM109 223H111V221H110ZM118 223L120 224L121 222L119 221ZM118 223H117V226H118ZM180 223H181V222H180ZM182 223H181V224H182ZM198 223H199V222H198ZM200 223H199V224H200ZM244 223H245V221H244ZM244 223H243V224H244ZM98 224H99V223H98ZM114 224H115V223H112L111 225H114ZM123 224H124V222H123ZM189 224H190V225H189ZM196 224H197V223H196ZM209 224H208V225H209ZM213 224H214V223H213ZM108 225H110V224H107V226H108ZM156 225H157V224H156ZM201 225H202V224H201ZM211 225H212V223H211ZM215 225H216V224H215ZM218 225H219V224H218ZM222 225H223V224H222ZM222 225H220L221 227L219 226L220 229L223 228ZM257 225H258V224H257ZM261 225H262V224H261ZM263 225H264V224H263ZM105 226H106V224H105ZM114 226H115V225H114ZM121 226L124 227V226H126V224H125L124 226H123L122 224L119 225L120 228H121ZM128 226H129V225H128ZM132 226H133V225H132ZM148 226H149V225H148ZM151 226H152V224H151ZM169 226H170V229L172 230V225H169ZM175 226H176V225H175ZM225 226H226V224L224 225V227H225ZM231 226H232V225H231ZM255 226H256V224H255ZM90 227H91V226H90ZM115 227H116V226H115ZM119 227H118V228H119ZM163 227H164V226H163ZM205 227H206V226H205ZM210 227H211V226H210ZM214 227H216V226H213V228H214ZM217 227H218V226H217ZM228 227H229V228L225 227L224 229H222L221 233H219V234H221V237H225V238H226V240H223L221 244H223V243L225 242V247L227 246L225 249L228 248L227 250H230V249L233 247V245H235V243H236V242H234V239L238 238V232H236V234H235V237H236V238L233 239V235H234L233 233H235V232H232L233 229H231V228H234V226H233V227H230V225H229ZM81 228H80V229H81ZM92 228H93V227H92ZM96 228H97V227H96ZM108 228H110V227H108ZM112 228H113V227H112ZM127 228H128V227H127ZM164 228H165V227H164ZM164 228H163V229L161 228V229L163 230V232L166 231V229H165V231H164ZM167 228H168V227H167ZM176 228H177V227H175V228H173V229H176ZM195 228H198V226L195 227ZM236 228H237L236 230H238V227H236ZM261 228H262V227H261ZM83 229H84V228H83ZM121 229H122V228H121ZM123 229H124V228H123ZM129 229H130V228H129ZM161 229H160V230H161ZM178 229H177V230H178ZM191 229H192V228H191ZM198 229H201V228H198ZM204 229H207V228H204ZM211 229H212V228H211ZM211 229H210V230H211ZM239 229H240V228H239ZM263 229H264V227H263ZM78 230H79V229H78ZM102 230L104 231V229H102ZM118 230H119V229H117V231H118ZM127 230H128V229H127ZM192 230H194V229H192ZM218 230H219V229H218ZM234 230H235V229H234ZM252 230H253V229H252ZM260 230H261V229H260ZM109 231H111V230H109ZM190 231H191V230H190ZM201 231H202V229H201ZM207 231H208V229H207ZM211 231H212V230H211ZM216 231H217V230H216ZM219 231H220V230H219ZM83 232H85L86 235H89L90 238H92V235H91V232L93 233V230H92V229H90V230L84 229ZM101 232H102V231H101ZM111 232L114 234L116 231L114 232V230H113V231H111ZM120 232H121V231H120ZM120 232L118 231L117 233L119 234ZM122 232H124V231H122ZM122 232H121V233H122ZM125 232H126V231H125ZM173 232H174V231H173ZM175 232H176V231H175ZM196 232H198V231H196ZM199 232H200V231H199ZM257 232H258V231H257ZM117 233H115L116 236H118ZM176 233H177V232H176ZM180 233H181V232H180ZM183 233H182V234H183ZM189 233H190V232L188 231L187 234L189 235ZM230 233H231V234H230ZM240 233H241V232H240ZM109 234H110V233H109ZM178 234H179V233H178ZM182 234H181V235H182ZM184 234H183V235H184ZM217 234H218V233H217ZM245 234H246V233H245ZM97 235H98V234H97ZM102 235H103V234H102ZM107 235H108V234H107ZM111 235H112V234H111ZM121 235H122V234H121ZM161 235H162V234H161ZM163 235H164V233H163ZM163 235H162V236H163ZM167 235H168V234H167ZM181 235H179V236H181ZM183 235H182V236H183ZM239 235H240V234H239ZM242 235H243V234H242ZM109 236H110V235H109ZM109 236H108V237H109ZM119 236H120V235H119ZM119 236H118V237H119ZM125 236H126V235H125ZM164 236H165V235H164ZM177 236H178V235H177ZM177 236H176V237H177ZM190 236H191V235H190ZM210 236H211V235H210ZM218 236H219V235H217V237H218ZM94 237H95V236H94ZM102 237H103V236H102ZM104 237H105V236H104ZM108 237L106 236V238H108ZM121 237H122V236H121ZM176 237L174 236V238H176ZM187 237H188V236H186L185 238H187ZM202 237H203V235H202ZM219 237H220V236H219ZM87 238L89 239L88 236H87ZM122 238H123V237H122ZM145 238H146V237H145ZM163 238H165V237H163ZM163 238H162V239H163ZM171 238H172V237H171ZM171 238H167V237H166V239H165V240L168 241V243H167V247H169V246H168L169 243H170V244L172 243L171 245H176V243H174V241H172L174 238H173L172 240H171ZM189 238H191V237H189ZM194 238H195V236H194ZM210 238L212 239V236H211ZM210 238H209V239H210ZM81 239H82V241H83V238H81ZM96 239H97V237H96ZM101 239H102V238H101ZM119 239H120V238H119ZM149 239H150V238H149ZM158 239H159V238H158ZM160 239H161V236H160ZM160 239H159V240H160ZM169 239H170L172 242H169V241H170ZM178 239H179V238H178ZM178 239H177V240H178ZM218 239H219V238H218ZM241 239H242V238H241ZM243 239H244V238H243ZM40 240H41V241H40ZM56 240H57V241H56ZM85 240H87V239H85ZM85 240H84V241H85ZM90 240H92V239H90ZM103 240H104V239H103ZM114 240H116V239H114ZM117 240H118V239H117ZM131 240H132V239H131ZM147 240H148V239H147ZM155 240H156V239H155ZM174 240L176 241V239H174ZM184 240H185V239H183V241H184ZM219 240H220V239H219ZM245 240H246V239H245ZM94 241H95V240H94ZM100 241H102V240H100ZM100 241H99V242H100ZM106 241H107V239H106ZM106 241H105V243H106ZM136 241H137V240H136ZM151 241H152V238H151ZM183 241H182V238H181V239H180V242L177 241V244H179V243H181V242H183ZM204 241L206 242L207 240H204ZM240 241H241V240H240ZM247 241H248V240H247ZM131 242L135 243L134 240L131 241ZM158 242H159V241H158ZM162 242H164V241H162ZM162 242L160 241L161 244H164V243H162ZM178 242H179V243H178ZM192 242H195V240H193ZM242 242L244 243V241H241V242H240L241 244L239 243V245H242ZM250 242L253 243L252 241H250ZM47 243L50 244V245L48 246ZM86 243H87V247H86V245H85L86 248L83 247V250H84V251L82 250V252H83V255H81L82 258H80V256H78V255H79V252H78V255L75 254V253H77V251L75 252V250L72 249V248H73L72 246H69V247H68V251L65 250V251L67 252L66 254L68 255V257H69V256H70V257H77V256H78L77 258H79V259H81V260L84 259L83 263H81V264H87L88 260H90L91 258L94 259L93 256H94L95 253H96V252L94 253V250H95L96 247H97V245H96L97 240H96L95 242H93V243L90 242L89 247H88V241H86ZM102 243H103V241H102ZM108 243H109V242H108ZM108 243H107V244H108ZM111 243H112V242H111ZM114 243H116V242H114ZM137 243H138V242H137ZM144 243H145V241H144ZM146 243H147V242H146ZM152 243H153V242H151V244H152ZM173 243H174V244H173ZM211 243H212V242H211ZM98 244H99V243H98ZM100 244H101V243H100ZM118 244H119V243H118ZM118 244H116V245H118ZM129 244H130V243H129ZM138 244H139V243H138ZM140 244H141V243H140ZM157 244H158V246L156 247V249H157V248L161 249V247H162L163 245H161V244H159V243H157ZM170 244H169V245H170ZM217 244H218V243H217ZM245 244H246V243H245ZM57 245H58V243H57ZM75 245H76V246H75ZM94 245H95V246H94ZM104 245L106 246V244H104ZM130 245H131V244H130ZM135 245H137V244L135 243ZM135 245H134V246H135ZM142 245H143V244H141V246H142ZM159 245H161V247H159ZM164 245H165V246H163V248L166 247V244H164ZM171 245H170V247H169L171 251H170L169 249H167V251L169 250L170 252H172L173 249H172ZM183 245H184V244H183ZM206 245H209V244H206ZM36 246H37V247H36ZM64 246H66V243H65ZM109 246H110V244H109ZM127 246H128V245H127ZM132 246H133V245H132ZM132 246H131V247H132ZM134 246H133V247H134ZM141 246H140V247H141ZM177 246H178V245H177ZM177 246H175V248H176ZM184 246H185V245H184ZM187 246H188V245H187ZM190 246H193V245H191V243H190ZM203 246H204V245H203ZM210 246H212V245H210ZM222 246H223V245H222ZM54 247H55V246H54ZM110 247H112V246H110ZM122 247H124V246H122ZM122 247H121V248H122ZM131 247H130V248H131ZM137 247H138V246H137ZM142 247L145 248V246H142ZM149 247H150V246H149ZM179 247H180V244H179ZM181 247H182V246H181ZM181 247H180V248H181ZM237 247H238V246H237ZM248 247H249V245H248ZM49 248H50V247H49ZM51 248H52V247H51ZM103 248H104V247H103ZM103 248H102V249H103ZM118 248H119V247H117V249H118ZM125 248H127V247H125ZM154 248H155V246H154ZM177 248H178V247H177ZM219 248H220V247H218L217 249H219ZM41 249H42V248H41ZM45 249H44V250H45ZM61 249H63V248H60V250H61ZM65 249H67V248L65 247ZM104 249H105V248H104ZM108 249H111V248H108ZM127 249H128V248H127ZM131 249L134 250V249H136V247H135V248H131ZM137 249H138V248H137ZM141 249H142V248H141ZM141 249H139V250H141ZM151 249H153L152 246H151ZM151 249H150V251H151ZM159 249L157 250V251H158L157 255H153V254H152L153 257H150V258L148 259L149 261H147V263H148V262L151 263L152 260H153V263H154V262H155V260H154V256H155V257L157 256V258L160 257V256H162V254L159 255V252H160L162 249H161V250H159ZM164 249H166V248H164ZM183 249H184V248H182V251H183ZM213 249H216V248H213ZM213 249H212V250H213ZM225 249H224V250H225ZM52 250H53V249H52ZM54 250H55V249H54ZM89 250H90V251H89ZM111 250H112V249H111ZM121 250H122V249H121ZM125 250H126V249H123L122 252L125 251ZM139 250H138V251H139ZM142 250H143V249H142ZM145 250H146V249H145ZM174 250L177 251V252H175V251H174V252L178 254V250H176V249H174ZM212 250H210V251L212 252ZM227 250H226V251H227ZM238 250H240V249H238ZM254 250H255V249H254ZM63 251H64V250H63ZM97 251H98V250H97ZM115 251H116V250H115ZM115 251H112V252L116 253ZM127 251H128V250H127ZM136 251H137V250H136ZM154 251H155V249H154ZM157 251H156V252H157ZM164 251H165V250H164ZM164 251L162 250V252H164ZM184 251H185V249H184ZM215 251H216V250H214L213 252H215ZM219 251H220V250H219ZM41 252H43V251L41 250ZM85 252H86V253H85ZM102 252H103V251H102ZM112 252H111V254H112ZM118 252H119V251H118ZM118 252H117V253H118ZM122 252L120 251V252L118 253V254H119L118 256H120V254H121L122 256H124V253L122 254ZM128 252H129V251H128ZM144 252H145V251H144ZM147 252H148L147 254H148V256H149V255H150V254H149V251L147 250ZM162 252H161V253H162ZM170 252H169V253H170ZM190 252H191V250H190ZM246 252H247V250H246ZM249 252H250V251H249ZM48 253L50 254V252H48ZM48 253H47V254H48ZM59 253H60V251H59ZM93 253H94V255H93ZM105 253H109V251H107V252H105ZM131 253H132V252H131ZM131 253H130V254H131ZM134 253H135V251H134ZM145 253H146V252H145ZM151 253H152V252H151ZM165 253H167V252H165ZM169 253L164 254V255H165V256H167V255L170 256V255H171V258H170V259H171V261H172V258H173L174 256H173V254H169ZM192 253H193V252H192ZM205 253H207V252H205ZM231 253H232V252H231ZM80 254H81V252H80ZM96 254H98V252H97ZM101 254H102V253H101ZM128 254H129V253H128ZM130 254L128 255L129 258H130ZM61 255H63V254L61 253ZM61 255H60V256H61ZM105 255H107V254H105ZM115 255H116V254H115ZM131 255H132V254H131ZM143 255L145 256L144 260H146V255H145V254H142V255H141V253H140L139 256H140V258H141V256H142V258H143ZM158 255H159V256H158ZM164 255H163V256H164ZM180 255H181V254H180ZM180 255H178L177 258H178ZM229 255H230V253L228 254V257L231 256V255H230V256H229ZM232 255H233V254H232ZM236 255H237V254H236ZM86 256H87V257H86ZM126 256H127V254H125V257H126ZM163 256L160 257V258H163ZM165 256H164V257H165ZM169 256H168V257H169ZM190 256H191V255H190ZM220 256H221V257H224L225 254H224V256H223L222 254H220ZM61 257H62V256H61ZM64 257H65V256H64ZM64 257H63V258H64ZM96 257H97V256H96ZM98 257H99V256H98ZM132 257L135 258L133 255H132ZM168 257H165V258L167 259ZM186 257H187V256H186ZM186 257H184V258H186ZM188 257H189V256H188ZM231 257H232V256H231ZM231 257H230V258H231ZM245 257H246V255H245ZM77 258H76V260H77ZM100 258H101V257H100ZM104 258H106V257H104ZM104 258H103V259H104ZM119 258H120V257H119ZM122 258H123V257H122ZM127 258H128V257H127ZM147 258H148V257H147ZM152 258H153V259H152ZM157 258H156V259H157ZM204 258H205V256H204ZM230 258H229L228 260H230ZM233 258H234V255H233V257H232L231 259H233ZM61 259H62V258H61ZM107 259H109V257H108ZM107 259H106V261H107ZM111 259H112V258H111ZM113 259H114V258H113ZM120 259H121V258H120ZM137 259H138V257H137ZM151 259H152V260H151ZM170 259H169V261H170ZM178 259H179V258H178ZM260 259H261V258H260ZM66 260H67V257H66ZM73 260H74V259H73ZM76 260L74 261L75 263L78 262V261H76ZM86 260H87V261H86ZM98 260H99V259L96 258L95 261L98 262ZM100 260H101V259H100ZM100 260H99L98 263H101V262H102V260H101V262H100ZM115 260H116V259H114V261H115ZM121 260H122V259H121ZM125 260H127V259H125ZM128 260H129V259H128ZM135 260H136V259H135ZM144 260H143V261H144ZM150 260H151V261H150ZM157 260H159V258H158ZM163 260H164V259H163ZM163 260H161V262H164ZM174 260H175V258H174ZM191 260H192V259H191ZM228 260H227V261H228ZM234 260H235V258H234ZM85 261H86V262H85ZM108 261L110 262V261H113V260H110V259H109ZM118 261H119V259H118ZM141 261H142V260H141ZM141 261H140V259H139V262H138V263H139V264H140V263L142 264L143 262H141ZM169 261H168V262H169ZM171 261H170V262H171ZM181 261H182V260H181ZM103 262H104V261H103ZM116 262H117V261H116ZM116 262H115V263H116ZM159 262H160V261H159ZM159 262H155V263L157 264V263H159ZM161 262H160V263H161ZM168 262H167V263H168ZM172 262H173V261H172ZM179 262H180V261H179ZM241 262H242V261H241ZM121 263H122V262H121ZM123 263H125V262H123ZM126 263H128V261H127ZM132 263H133V262H132ZM135 263H136V262H135ZM145 263H146V261H145ZM145 263H144V264H145ZM147 263H146V264H147ZM150 263H149V264H150ZM176 263H177V262H176ZM188 263H190V262H188ZM226 263H227V262H226ZM235 263H236V262H235ZM89 264H90V262H89ZM91 264H92V263H91ZM102 264H103V263H102ZM113 264H114V263H113ZM117 264H118V262H117ZM195 264H196V263H195ZM233 264H234V263H233ZM236 264H238V263H236Z\"/></svg>",
  "mask_w": 264,
  "mask_h": 264
}]
</instances>
